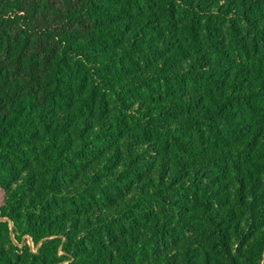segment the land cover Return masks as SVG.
Here are the masks:
<instances>
[{"label":"trees","instance_id":"obj_1","mask_svg":"<svg viewBox=\"0 0 264 264\" xmlns=\"http://www.w3.org/2000/svg\"><path fill=\"white\" fill-rule=\"evenodd\" d=\"M0 264H264V0H0Z\"/></svg>","mask_w":264,"mask_h":264},{"label":"rangeland","instance_id":"obj_2","mask_svg":"<svg viewBox=\"0 0 264 264\" xmlns=\"http://www.w3.org/2000/svg\"><path fill=\"white\" fill-rule=\"evenodd\" d=\"M29 244H30L31 246H33L31 241H29Z\"/></svg>","mask_w":264,"mask_h":264}]
</instances>
